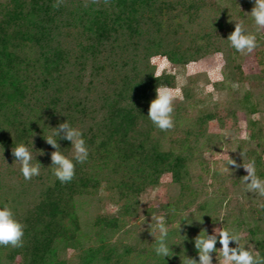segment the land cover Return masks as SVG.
I'll return each mask as SVG.
<instances>
[{
  "label": "trees",
  "instance_id": "16d2710c",
  "mask_svg": "<svg viewBox=\"0 0 264 264\" xmlns=\"http://www.w3.org/2000/svg\"><path fill=\"white\" fill-rule=\"evenodd\" d=\"M213 8L211 0H64L59 9L53 0H0V152L11 158L15 144H36L43 152L36 160L46 166L45 174L37 176L42 181L31 206L21 207L26 193L11 198L25 235L22 246L0 245L9 250V260L131 264L136 249L123 242L110 245L103 235L98 247L82 250L79 263L61 257L60 250L80 246L89 223L111 236L120 229L122 217L133 216L139 198L158 187L166 173L180 188L177 203L163 205L172 211L169 218L196 202L199 195L189 166L217 142L209 124L226 127L239 114L237 103L249 114L258 112V104L247 91L238 101L230 98L212 110L197 109L190 118V108L199 102L195 85L200 77L195 73L186 76L182 98L174 102L175 127L156 128L147 114L157 87L178 84L176 73L164 71L156 77L149 57L167 56L172 66L186 70L189 61L221 52L226 33L221 22L211 20ZM234 62L236 79L243 84L248 74L240 61ZM213 85L226 88L223 80ZM67 119L83 129L90 158L77 164L73 180L63 183L50 168L55 149L44 135ZM250 125L254 130L256 122L250 120ZM250 136L257 138L254 131ZM60 144L70 154L71 142L62 139ZM252 158L264 176V158L256 152ZM101 190L120 206L121 216L98 214L84 222V201L101 203ZM3 195L0 192L1 205L8 201ZM209 203H199L198 209L208 211ZM260 214L264 221V204ZM262 223L251 232L264 255ZM158 264L168 263L164 259Z\"/></svg>",
  "mask_w": 264,
  "mask_h": 264
},
{
  "label": "rangeland",
  "instance_id": "374dc122",
  "mask_svg": "<svg viewBox=\"0 0 264 264\" xmlns=\"http://www.w3.org/2000/svg\"><path fill=\"white\" fill-rule=\"evenodd\" d=\"M211 1L214 2L213 19L211 20L221 22L222 31L226 33L221 45L223 55H217L219 52L210 54L193 65L194 70L191 71L188 65L186 70H182L171 64L164 71L176 73L177 77H181L177 79L176 88L180 89L178 98H182V85L186 83V76L199 73V82L195 85V95L199 102L195 107L190 108V118L195 116L197 109L212 110L216 103L223 106L228 103L230 98H235L238 101L247 91L252 93L251 100L258 104V112L249 114L240 110L237 103L239 114L232 118L228 126L222 127L216 121L209 124V130L216 134L217 142L215 146L197 154L195 160L190 163L191 184L198 191L199 196L193 205L180 211L178 217L169 218L172 211L163 209V205L177 203L180 198L179 186L172 181L171 174L166 173L161 177V184L158 187L148 190L139 198L140 203L135 214L122 217L119 230L108 236L107 233L105 234L89 223L84 227L85 234L81 235L82 244L80 246L74 244L62 246L61 257L79 263V254L82 253V250L98 247L103 235L110 245L123 242L136 249L130 258L131 264H158L164 259L168 264H182V258L186 254L198 258L194 238L202 229L207 228L209 232H212L215 228L223 226L236 232L243 231L245 236L242 243L245 246L250 244L252 249L259 253L256 243L257 236L253 235L251 231L264 222L260 219L264 196L246 191L242 177L247 174V170L243 167V160L245 162L250 160L251 154L254 152L264 158V28L256 31L257 26L253 24V18L246 13L252 10L254 0ZM235 20L241 21L249 32L255 33L258 43L253 51L239 52L238 55H235L232 50L227 37L235 28ZM161 58L163 57L161 56ZM234 58L242 63L248 74L249 78L243 84H240L236 79ZM220 76L223 79H220ZM222 80L226 88L215 89L213 83ZM209 84L213 85L212 89H208ZM250 120L256 122L254 130L251 128ZM251 131L257 135L254 140L251 139ZM245 132L247 133L246 138L242 135ZM31 150L34 161L43 156V152L36 144H33ZM10 157L8 153L0 152V177L2 180L0 192L4 194L3 196L11 207L14 205L11 200L12 196L18 193L25 195L26 193V196L21 198L23 201L21 207L31 206V199L38 193L42 180L37 176L25 179L20 171L21 165L18 162L15 163L13 153ZM233 159L236 164H230L227 167ZM221 167H225L226 170L221 172ZM45 171L46 166H41L40 174H45ZM99 196L102 198L101 203L89 199L84 201L82 213L84 222H92V219L98 214L117 216L120 214V206L106 199L107 192L105 190H101ZM203 201L210 202L208 211L198 209V204ZM0 206H2L1 203ZM152 213L166 216L167 223L171 225L169 228L170 244L174 245L169 257L158 256L155 252V237L158 238L160 233L154 226ZM205 216H208L206 220H204ZM262 226L264 229L263 223ZM232 244L235 246L236 242H232ZM217 247H221L219 241ZM0 250V264L21 263L20 258L14 261L7 258L9 251L7 248ZM217 255V253H213L214 264H218Z\"/></svg>",
  "mask_w": 264,
  "mask_h": 264
},
{
  "label": "clouds",
  "instance_id": "9594fccd",
  "mask_svg": "<svg viewBox=\"0 0 264 264\" xmlns=\"http://www.w3.org/2000/svg\"><path fill=\"white\" fill-rule=\"evenodd\" d=\"M63 3L64 0H53V7L59 9ZM246 13L253 18V24L257 26L256 31L264 28V0H254L252 10ZM235 21V28L227 37L231 47L240 53L253 51L258 43L255 33L249 32L241 21ZM217 55H223V53L219 52ZM149 61L155 65L156 77L162 75L164 69L170 64L168 57L163 56L161 58L160 54L151 55ZM197 63L196 60L189 61V70H194L193 65ZM180 78V76L177 77V79ZM219 78L223 79L222 76ZM207 87L212 89L213 85L209 84ZM156 93L157 95L150 102L147 117L156 128L162 130L174 128V102L180 95V89L160 83ZM242 135L247 137L246 132ZM44 137L55 149L51 152L52 164L50 168H52L53 175L63 183L73 180L76 176L77 164H82L90 158V148L83 129L67 119L55 127L50 126V132ZM62 139L71 142V146L68 147L71 150V155L62 151L64 148L60 144ZM12 153L15 157V163L18 162L21 165L20 171L25 179L40 175L39 159L34 161L31 147L28 144L23 142L15 144ZM230 164H236V161L233 159L227 167ZM243 167L247 170V174L242 177L246 191L264 196V176L258 174L256 159L252 158L247 162L243 160ZM225 170V167L220 169L221 172ZM152 216L154 226L160 233L158 238L155 237V252L158 256L169 257L174 245L170 244L169 228L171 225L167 223V217L164 215L152 213ZM185 221L187 222V220ZM24 235L23 222L17 219L10 204L4 203L0 206V245L22 246ZM244 236L243 231L236 232L224 226L217 227L212 232L204 228L194 238L198 258L186 254L182 258V264H214V252L218 254V264H264V255L254 251L250 244L245 246L242 243ZM218 241L221 245L219 248L217 247ZM232 242H236V245L233 246Z\"/></svg>",
  "mask_w": 264,
  "mask_h": 264
}]
</instances>
